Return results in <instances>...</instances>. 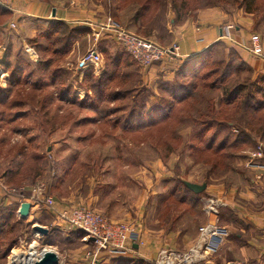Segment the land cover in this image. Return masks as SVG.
<instances>
[{
  "label": "rangeland",
  "instance_id": "1",
  "mask_svg": "<svg viewBox=\"0 0 264 264\" xmlns=\"http://www.w3.org/2000/svg\"><path fill=\"white\" fill-rule=\"evenodd\" d=\"M21 1L48 10L35 15ZM13 3L0 0V183L17 193H0V264L33 244L53 247L61 262L77 256L91 264L86 252L94 243L83 231L60 229L46 196L58 208L89 206L129 222L134 240H144L129 256L105 253L97 264H155L162 248L187 251L199 237L205 200L246 188L245 158L264 150V73L220 38L190 66L184 57L146 70L110 33H95L111 17L170 46L179 25L192 23L204 38L202 22L217 16L222 27L251 24L249 35L264 41V0ZM52 7L67 11L65 19ZM95 45L101 67L77 69ZM185 181L207 187L196 195ZM209 185L218 186L215 194ZM22 202L35 204L26 218ZM38 224L49 232H35Z\"/></svg>",
  "mask_w": 264,
  "mask_h": 264
},
{
  "label": "built area",
  "instance_id": "2",
  "mask_svg": "<svg viewBox=\"0 0 264 264\" xmlns=\"http://www.w3.org/2000/svg\"><path fill=\"white\" fill-rule=\"evenodd\" d=\"M2 2L9 7L13 5V0H2ZM9 25L12 29L18 27L15 21ZM99 26L100 28L95 33L96 39L101 36V33L102 35L110 33L126 49L132 59L141 64L142 68L146 70L152 68L156 63L164 64L182 58L179 42L164 46L150 37H144L124 28L111 17L107 18L105 22H101ZM235 28L236 26L233 23L225 24L222 27L220 39L255 56H261L264 53L263 40L260 34L252 33L247 40H238L233 37L232 32ZM196 33L198 34V31ZM197 36L198 40H203L201 35ZM103 61L101 50L95 45L78 60L77 69L85 70L91 66L100 68ZM262 156L263 148L259 146L258 150L252 154V158ZM15 190L0 183V193L3 197L15 195L17 193ZM36 197L34 199L38 201L42 199L39 194H36ZM46 198L48 199L46 206L52 211L55 222L60 229L83 231L86 239H91L94 243L95 250L86 252V257L91 264H95V262L97 264L102 259L100 257L105 253L119 257L129 256L144 243V240L136 241L132 238L135 228L129 222L115 221L89 206H64L58 208L53 196H46ZM33 205L35 204H32L31 209ZM228 205V202L222 196H209L205 200V211L216 216V220L207 222L199 227V237L187 251L162 248L153 259L154 263L211 264L207 261L208 258L218 253L223 240L230 235L228 228L220 224L218 219L222 208H226Z\"/></svg>",
  "mask_w": 264,
  "mask_h": 264
},
{
  "label": "crops",
  "instance_id": "3",
  "mask_svg": "<svg viewBox=\"0 0 264 264\" xmlns=\"http://www.w3.org/2000/svg\"><path fill=\"white\" fill-rule=\"evenodd\" d=\"M20 3L24 5L23 8L31 11L35 15H37L35 11L40 15L42 14L40 11L47 12L48 10L47 8L44 9L43 5L39 8L33 4H25L23 1ZM13 5L14 7L17 6L16 3H13ZM53 9L52 7L51 12H53ZM66 13L67 11H60V8H56L57 18L65 19L64 15ZM223 22L224 20L217 16L206 18L202 22L204 38L201 41L198 40L192 23L186 21L175 28L174 39L172 41L179 42L180 44V54L182 56L180 60L184 57L193 56L217 42L222 34ZM94 23L91 21L89 24L94 25ZM243 25L244 27L240 24L236 25L234 35L238 40H247L249 38L251 24L244 23ZM238 50L242 59L256 73H264V53L261 56H255L241 49ZM245 160L246 163L243 164L245 165L243 176L247 180L246 188H232L226 191L225 196H223V193L220 191H217V194L213 193L218 186L209 185L208 187V193L210 195L213 193L223 196L229 204L228 207L222 208L218 219L220 224L228 228L230 235L223 240L218 253L208 258L207 261L211 264H229L230 262H236L237 264H264V150L262 157H254L247 161L246 156ZM202 213L205 218L201 225L216 220V216L208 214L207 212V214L205 212ZM137 237L138 234L136 233L132 235L134 239ZM70 262V264H84L83 259L77 256L71 257ZM62 263L68 264L67 262Z\"/></svg>",
  "mask_w": 264,
  "mask_h": 264
},
{
  "label": "water",
  "instance_id": "4",
  "mask_svg": "<svg viewBox=\"0 0 264 264\" xmlns=\"http://www.w3.org/2000/svg\"><path fill=\"white\" fill-rule=\"evenodd\" d=\"M53 16H56V8L53 9ZM194 56V55H193ZM192 57V56H190ZM187 187H189L195 193H200L206 189L207 184H199L191 181L184 182ZM32 204L30 202H22L20 207V215L26 218L30 215ZM33 230L37 233L47 234L49 229L41 224L33 227ZM34 264H60V258L58 253L54 250H49L43 254L42 257L34 261ZM229 264H237L236 262H230Z\"/></svg>",
  "mask_w": 264,
  "mask_h": 264
},
{
  "label": "bare ground",
  "instance_id": "5",
  "mask_svg": "<svg viewBox=\"0 0 264 264\" xmlns=\"http://www.w3.org/2000/svg\"><path fill=\"white\" fill-rule=\"evenodd\" d=\"M49 250L54 251L53 247H45L40 250L38 244H33L28 252L22 253L18 249H15L10 264H34L35 260L39 259V257Z\"/></svg>",
  "mask_w": 264,
  "mask_h": 264
},
{
  "label": "trees",
  "instance_id": "6",
  "mask_svg": "<svg viewBox=\"0 0 264 264\" xmlns=\"http://www.w3.org/2000/svg\"><path fill=\"white\" fill-rule=\"evenodd\" d=\"M56 21H57V19H56ZM55 20H50V22H56ZM222 41V40H221ZM234 48H236L235 46H233ZM209 48H211V47H209ZM209 48H207V49H205V50H203V52L201 51V52H199V53H197V54H195L194 56H192V57H190V58H188L185 62H184V65H189L190 63L192 64L193 62H195V61H197L199 58H200V56L203 54V53H206V51L209 49ZM237 50H238V48H236ZM239 51V50H238ZM127 53V52H126ZM129 56L131 57V55L129 54ZM132 58V57H131ZM133 60V59H132ZM134 61V60H133ZM242 63L244 64V65H247L246 64V62L244 61V60H242ZM190 64V65H191ZM189 65V66H190ZM249 66V65H248ZM250 67V66H249ZM251 68V67H250ZM184 185H185V183H184ZM185 187L187 188V189H189V191H192L189 187H187L186 185H185ZM192 192H194V191H192ZM195 193V192H194ZM196 195H198L197 193H195ZM50 240V239H49ZM49 240H47V242L49 241ZM101 258H105V257H101ZM137 257H134V258H132V259H130L129 260V262H136V261H134L135 259H136Z\"/></svg>",
  "mask_w": 264,
  "mask_h": 264
}]
</instances>
